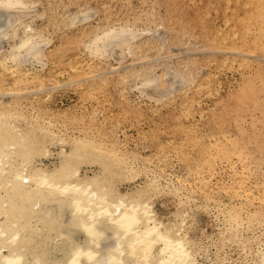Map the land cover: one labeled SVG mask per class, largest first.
Segmentation results:
<instances>
[{
    "label": "bare ground",
    "instance_id": "1",
    "mask_svg": "<svg viewBox=\"0 0 264 264\" xmlns=\"http://www.w3.org/2000/svg\"><path fill=\"white\" fill-rule=\"evenodd\" d=\"M120 1H122V5L117 13L113 12L112 7L106 0H102L100 1L102 6L101 11L100 9L93 8L86 4L82 5L75 14L66 16L67 27L87 30L86 36L81 39L78 46L85 49L91 58L97 59L101 63L106 62L109 58H113L118 64L126 65L124 63H128V57H133L136 48L141 46L144 33L149 35V40H153L155 46L158 47L157 53L159 56L160 54L167 53V50L170 49L168 48V45H165L162 42L168 41V43H173V40L180 39L182 27L179 20L173 19L169 23V25H172L173 27V29H171L173 35L169 33V31H166L167 33H163L156 37V35L151 33L152 31L149 29H144L145 32L143 33V30L141 31L136 28L131 19H126V21H124L125 19L122 20L123 18L121 15L123 14L126 18L132 16V19L135 21L138 18H144L147 21L155 22L156 26H161V24L156 21V17L159 20L156 6H150L147 0H140L141 7L139 8H137L131 0ZM35 5L29 0H0V67L2 70L7 71L12 75H17L20 82L22 81L21 79L28 80L29 78H39L42 76L41 72H38L37 69L34 68V62L37 61L41 65L42 71L46 70L48 66L46 61V57L48 58L47 50L53 43L52 39L46 38V36L44 37L40 30H37L26 21L28 20L29 15L28 9L31 6H33V8L37 7L36 3ZM246 6L248 7V5ZM262 7L260 9L263 11L264 8ZM121 9H124L125 12L120 13ZM100 12L102 18L98 19V14ZM250 13H252V11H250ZM43 14L44 13L42 12L40 15ZM255 16L257 17V15ZM96 21H98L97 25L95 24ZM164 26L168 28L167 25ZM252 31L254 30L252 29ZM258 35H260V33ZM252 39L255 40L253 37ZM5 41L8 43V48L3 47ZM117 41L119 43H117ZM255 41H253L254 43H250L255 44L257 42ZM261 43L263 44V42ZM179 51L182 52L181 48ZM250 54L254 55L253 53ZM174 55H176V53H174ZM73 56L76 61L80 60L76 53H74ZM140 58L138 59L141 61L145 59L143 56ZM161 58L163 59L164 57ZM139 60H137L138 63L141 62ZM28 62H32V68L26 67ZM145 62H148L147 57L143 63ZM151 62H153V60ZM173 62L174 61L165 65L166 73L172 74L173 77L172 81L169 80L171 83L168 85L164 84L163 86H160L157 84L159 76L155 72V66L153 65L136 68L133 71H130L129 77H133L134 80L138 81L135 88L139 89L142 96L148 98L157 105H163L172 101L177 95L187 94V92L192 89V86H196L199 82L196 74L197 71L195 72L193 68L187 65L184 68L176 66ZM160 64L159 66H161ZM88 65L90 66V64ZM125 67H123V69ZM104 69L102 72L106 73V69ZM126 69L128 70V68ZM73 70L76 69L73 68ZM165 70L163 72H165ZM100 71L101 70L98 72ZM109 71L110 70L107 72ZM91 72L92 71H90V73ZM98 72L96 71L95 73ZM115 73H117V71ZM100 74L98 73L99 76ZM88 75L90 76V74ZM163 75L162 78L164 77ZM72 77H69V80ZM91 77L94 79L95 75L90 76V78ZM104 78L106 77H102V79ZM123 79L126 81V78ZM201 86L202 85H200V87ZM51 88L54 87L51 86ZM256 88L258 89V87ZM55 89H57V87ZM24 90L26 91L27 89ZM20 91V93L23 92V90ZM43 91L50 92V89L48 90L47 88V90ZM91 92L93 93V91ZM35 93L38 94V91L34 92V94ZM15 94H17V90ZM244 94L245 93H243V95ZM25 96H27V94ZM259 96H256L257 99ZM15 97L17 98V96ZM245 99L247 101V98ZM245 99L239 101H245ZM254 101L252 104L257 100ZM262 101V104H264L263 98ZM255 104L258 105L257 103ZM34 108L35 107L32 109ZM233 110L236 111V109ZM33 111L34 110H30L27 106L20 103L0 102V264H203L200 258L208 260L209 263L217 262L219 264H264V231L260 230V227L254 225L255 220L260 221V219L256 217V213H259V211L255 214L251 213L247 216L248 220L246 218V220H244L240 213L241 210L239 211L235 209V205L233 207L234 209L232 208L233 210L231 209V211L228 212V215L231 218L230 223L228 221V224L230 225L220 229L214 234H207L206 240L208 241L204 242L201 239V235L203 236L204 231H200L196 227V223H194L195 218L193 209H190L189 204V202H191V197L189 198L187 194H184L186 197L185 199V197L181 195L182 191L187 189L184 185H177L174 182L170 183L166 180L167 178L164 179V182L163 175L161 173L157 174L158 172L156 173L154 168L151 169L150 167L145 166L146 164L141 166L137 163L138 159H140L138 155L129 153L128 150L122 152V150L119 149L120 147L118 143L109 142L108 139L106 140L103 138L104 136L101 137V135L98 133L96 134V132L92 131V133L90 130L88 131L87 127H82L83 129L79 130L80 134L75 133L74 129L73 132H69V127L64 122L59 121L55 116H52L53 118L49 119L42 116L39 112ZM244 111L246 110L244 109ZM254 111L256 112L255 108L252 114L255 113ZM262 111L264 110H261L260 114ZM222 112L223 111H221V114ZM223 117L226 116L224 115ZM59 125L63 126L64 129ZM262 129H264V127ZM213 136L215 135L213 134ZM198 137L199 136L195 137V141L198 140L202 143V150L207 149V146L211 148L213 147L212 144H214L215 149L217 148V154L220 151H223L225 154L224 150H222L225 145L223 144L222 148L217 146L221 143V141L218 142L219 138L214 143L212 142L209 145H205L206 143L202 141L203 139L201 140ZM111 138H114L116 141L119 140L116 135H111ZM202 138L204 137L202 136ZM188 140L190 141L191 139ZM253 141H255V139ZM262 143L259 141V144ZM164 145L166 144H163V147ZM201 145H199V148ZM235 147L233 146L234 149L232 148L233 153L229 149L232 154H235ZM53 148L56 149V152ZM169 148L171 149V147ZM54 152L58 156V162L49 165L43 160V158L53 155ZM200 154L203 153L201 152ZM215 154L211 157L209 151L208 155H210V157L208 159L203 158V156L201 157L207 161L206 163H208L212 172L216 170L215 166H213V161L218 159L215 157L217 156ZM224 154H222V158ZM208 155H206V157H208ZM230 155L231 154L229 153V156ZM241 155L240 152L239 156L241 157ZM229 156L226 155L224 159L226 158V161H228L227 158H230ZM182 157L185 159L187 158L186 156ZM196 158L197 157L194 159ZM186 160H188V158ZM218 160L221 161L222 159ZM145 161L146 160L143 159L144 163ZM234 161L235 160H233L232 165ZM186 162L188 163V161ZM190 163H192V161ZM206 163H204V166ZM260 163L261 167L264 162ZM199 165H201V163ZM220 165H222V163ZM85 166L91 168L92 173H89L88 170L90 169ZM197 166L198 165L195 167H200ZM234 166L235 164L233 167ZM83 167H85V171L82 170ZM187 167L189 168V166ZM230 167L232 168V166ZM227 168L230 169L229 167ZM244 168L241 170H244ZM144 169L148 171L147 175L145 174L147 179L138 185L133 184L141 176ZM222 169L220 168V170ZM235 169L236 168H232L234 172H236ZM189 170L191 169L189 168ZM195 170L196 169H194V171ZM233 171H231V174L233 173V176L235 177ZM263 172L264 171H262V173ZM244 179L245 178H243V180ZM185 181L187 182V180ZM241 181L240 183H242ZM124 183L129 184V186L122 189L121 186ZM234 184L231 182L230 185L232 186ZM222 186H224V184ZM191 191L193 193V190ZM246 194L247 193L245 192V195ZM160 195H174L178 198V200H176L177 205L175 210L170 216L159 213L155 207L156 198ZM255 196H252L251 201L254 200L253 198ZM259 199H261V197H259ZM247 230L250 231L248 232ZM231 245L238 247L239 254L243 258H240L239 256V258L234 259L230 256L228 248H230Z\"/></svg>",
    "mask_w": 264,
    "mask_h": 264
},
{
    "label": "rangeland",
    "instance_id": "2",
    "mask_svg": "<svg viewBox=\"0 0 264 264\" xmlns=\"http://www.w3.org/2000/svg\"><path fill=\"white\" fill-rule=\"evenodd\" d=\"M29 1L33 2V5L36 3L37 7L33 8V6H31L30 8L33 9H28L29 15L28 20L26 21L37 30H40L44 37L46 36V38H50L53 41L51 47L47 50L48 58L46 57V61L48 66L46 70L42 71L41 65L35 61L34 68L37 69L38 72H41L42 76L39 78H29L28 80L21 79V82L18 80L17 75H12L7 71L2 70L0 67V102H16L23 104L30 110L39 112L42 116L49 119L53 118L52 116H55L59 121L64 122L69 127V132H73L74 129L75 133H79V130L83 129L82 127H87L88 131L90 130L91 132H96V134L98 133L101 135V137L104 136L103 138L106 140L108 139L109 142L118 143L120 147L119 149H121L122 152H126L128 150L129 153L138 155L140 159H138L137 163L141 166L146 164L145 166L150 167L151 169L154 168L155 172H158L157 174L161 173L163 175L164 182V179L167 178L166 180H168L170 183L174 182L177 185H184V187L187 189L183 190L181 195L185 197L184 194H187L189 198L191 197V202H189V204L190 209H193L195 218L194 223H196V227L200 231H204L203 236L201 235V239L204 242L208 241L206 240L207 234H214L220 229L230 225L228 224V221L230 223L231 218L229 217L228 212L231 211L235 205V209L239 211L241 210L240 213L244 220H248L247 216L251 213L255 214L259 211V213H256V217L259 218L260 221L255 220L254 225L256 227H260L259 229L264 231V199H262L264 198V172L262 173V171H264V163L260 167V162H264V129H262L264 127V111H262L260 114V111L264 110V104H262V98L264 99V32H262L264 31V10L262 11L260 9L262 6V8H264V0H238V2L237 0H147L150 6H156L157 15L159 17V20L156 17V21L159 22L161 26H156L155 22L147 21L144 18H138L135 21L132 19V16H128L126 18V16H123V14L121 15L123 18L122 20L125 19L124 21H126V19H131L134 22L136 28L141 31L143 30V33L145 30L149 29L152 31L151 33L156 35V37L163 33H167L166 31H169V33L172 34L171 29H173V27L172 25H169V23L173 19L179 20V23L182 27L181 36L179 40H173V43H168V41L162 42L163 44L168 45V48L170 49L167 50V53L160 54L159 56L157 53L158 47L155 46L153 40H149V35L144 33L141 46L136 48L133 57H128V63H124L126 65L118 64L113 58H109L106 62L102 63L97 59L91 58L85 49L78 46V43L81 41V39L86 36L87 30L82 28L67 27V15L75 14V12H77L82 5L86 4L92 6L93 8L100 9L101 11L102 6L100 1L102 0ZM106 1L112 7L114 13H117L118 9L121 8L122 1L120 0ZM131 2L137 8L141 7L140 0H131ZM245 4L248 5V7ZM250 11H252V13H250ZM42 12L44 14L40 15ZM124 12L125 10L121 9L120 13ZM255 15H257V17ZM100 18H102L101 12L98 14V19ZM244 18L247 19L245 20ZM97 22L98 21L95 22L96 25ZM163 24L167 25L168 28H166ZM252 29L254 31H252ZM257 33H260V35ZM252 37L255 38L257 42L252 39ZM245 39L248 43L245 41ZM118 41L117 43H119ZM253 41L258 44H253ZM261 42H263V44ZM248 44H251L252 46ZM3 47L8 48V43L6 41L3 43ZM180 48L182 52L179 51ZM74 53L77 54L80 60H75L73 56ZM174 53H176V55H174ZM250 53H253L254 55ZM141 56L145 58H142L143 61H145L147 57L148 62L143 63V61L139 60L138 58ZM161 57H164V60ZM137 60L141 62L138 63ZM152 60L153 62H151ZM172 61H174L173 63H175L176 66L184 68L187 65L193 68L195 72L197 71L196 74L198 76L197 79H199V82L196 86H192V89H190L187 94L177 95L172 101L163 105H157L148 98L141 95L139 89L135 88L136 84H138V81L134 80L133 77H129V73L136 68L153 65L155 66V72L159 76L158 81L160 80L159 83L157 81V84L160 86H163L164 84L168 85L171 83L173 77L172 74L166 73L165 65ZM31 63L32 62H28L26 67L32 68L33 66ZM88 64H90V66ZM159 64L161 66H159ZM123 67H125L124 69L128 68V70H124ZM73 68L76 70H73ZM104 68L106 69V73L104 72L105 74L102 72ZM95 70L97 72L101 70L98 72L99 74L101 73L100 76L98 73H95ZM108 70L110 71L107 72ZM115 70L117 73H115ZM164 70L165 72H163ZM90 71L94 72L95 74L92 72L91 74ZM110 72L113 74L111 75ZM88 74H90V76L95 75L96 78L94 77L93 79L91 77L93 79L92 80ZM162 75L164 76L163 78ZM69 77H72L71 79H75L78 83L75 80H69ZM102 77L106 78L102 79ZM78 78L80 81L82 80L81 84ZM123 78H126V81ZM34 82H36L37 85ZM200 85L202 86L200 87ZM51 86L54 88H51ZM56 87L57 89H55ZM256 87H258L259 90ZM47 88L48 90L50 89V92L43 91L47 90ZM24 89L27 90L25 91ZM16 90L18 95L15 94ZM18 90L19 93L21 92L20 90H23V92L19 94ZM36 90L38 91V94H34V92H37ZM91 91H93V93ZM243 93L245 94L243 95ZM12 94L17 96V98ZM26 94L27 96H25ZM256 96H259L258 99ZM245 98H247V101ZM241 99H245V101L240 102L239 100ZM253 101L259 106L255 103L252 104ZM244 105H246L248 108ZM33 107L35 108L32 109ZM254 108L256 109V112L254 111L255 113L252 114ZM233 109H236V111ZM244 109L246 111H244ZM221 111H223L222 114ZM224 115L226 117H223ZM59 126L63 128V126ZM213 134L215 136H213ZM111 135H116V137L118 136L119 140L116 141L114 138H111ZM197 136H199L198 138L201 140L203 139L202 141L206 143L205 145H209L212 142L214 143L219 138L218 142L221 141V143L216 145L220 146V148L223 147V144L227 146L222 148L225 154L223 151L218 150L224 154L223 158L220 152V154L218 153V156L216 152L217 148L215 149L214 144H212L213 147L210 148L207 146V149L202 150V143H200L198 140L195 141V137ZM202 136L204 138H202ZM232 137L235 138L233 139ZM188 139H191L193 143ZM254 139L255 141H253ZM259 141L261 143L263 142V145L259 144ZM163 144L166 145L163 147ZM199 145H201L200 148ZM233 146L236 150H234L235 154H232V150L234 149ZM169 147H171V149ZM229 149L232 151V153L229 151ZM53 150L56 152L55 148H53ZM209 151L211 157H213V154L216 153L215 155L217 156L215 157L222 159L221 161L218 159L213 161V166H215L216 172H212V169H210V166H208V163H206L207 161L203 159H208L210 157V155H208ZM55 152L53 155L43 158V160L49 165H52L54 162H58V156ZM201 152L204 155L200 154ZM240 152L242 154L241 157L239 156ZM229 153L232 155V157L231 155L229 156ZM206 155H208V157H206ZM226 155L230 157L227 158L229 162L226 161V158L224 159ZM182 156H186L188 160ZM202 156L203 158H201ZM195 157L197 158L194 159ZM143 159L151 162L148 163L145 161L144 163ZM194 160H198L199 162ZM233 160H235L233 163V165L235 164L234 167L232 165ZM186 161H188V163ZM191 161L192 163H190ZM214 162L218 164H215ZM200 163L201 165H199ZM204 163H206L205 166ZM219 163H222V165ZM196 165L200 167L202 165L203 166L201 168H196ZM239 165H242L246 168ZM187 166H189L191 170H189ZM230 166H232L233 169L236 168V172H234ZM85 167H83V171H85ZM220 168L223 169L220 170ZM242 168H244V170H241ZM89 169L90 170H88V172L92 173L91 168ZM194 169H196V172ZM231 171L234 172L235 177L233 176V173L231 174ZM147 173L148 171L144 169L141 176L133 184L138 185L143 183L147 179ZM240 173L241 176L246 179V181L245 179L243 180V178L240 176ZM185 180H187V182ZM240 181L242 183H240ZM231 182L232 184L235 182V184L231 186ZM223 184L224 186H222ZM128 186L129 184L124 183L121 187L122 189H125ZM242 186L246 189H244ZM191 190H193V193ZM245 192L247 193L246 195ZM253 195L256 196L253 198L254 200L251 201ZM259 197H261V199H259ZM176 200H178V198L174 195H160L156 198L155 207L159 213L170 216L177 205ZM247 231L249 232L250 230ZM228 250L231 257L234 259L239 258L240 252L237 246L231 245ZM240 258L243 257L240 256ZM200 260L203 264H219L217 262L209 263L208 260L203 258H200Z\"/></svg>",
    "mask_w": 264,
    "mask_h": 264
}]
</instances>
